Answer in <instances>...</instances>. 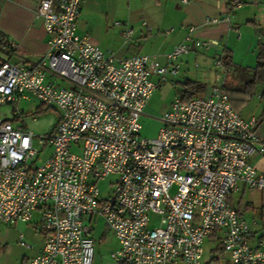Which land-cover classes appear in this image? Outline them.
Returning a JSON list of instances; mask_svg holds the SVG:
<instances>
[{
	"label": "built area",
	"instance_id": "built-area-1",
	"mask_svg": "<svg viewBox=\"0 0 264 264\" xmlns=\"http://www.w3.org/2000/svg\"><path fill=\"white\" fill-rule=\"evenodd\" d=\"M81 2L39 0L45 53L32 67L0 62V106L31 96L59 114L42 136L0 116V222H29L39 212L44 246L31 264H93L92 216H101L117 240L112 264H204V242L214 232L229 264H264V236L251 247L249 226L230 204L239 182L264 189V174L250 161L264 158V140L257 120L233 109L223 84L187 101L176 97L156 138L139 135L158 87L151 76L176 75L181 55L216 42L192 39L190 27L165 64L148 55L117 59L77 34ZM242 5L229 3L231 10ZM227 20L209 17L204 24ZM132 33L126 27L121 37L129 41ZM12 48L0 42V49ZM214 66L223 77L230 71L220 57ZM21 113L16 108L12 116ZM46 147L50 153L35 164ZM110 175L117 181L102 198L97 182ZM150 213L159 216L151 229ZM19 244L25 246L21 236Z\"/></svg>",
	"mask_w": 264,
	"mask_h": 264
},
{
	"label": "crops",
	"instance_id": "crops-1",
	"mask_svg": "<svg viewBox=\"0 0 264 264\" xmlns=\"http://www.w3.org/2000/svg\"><path fill=\"white\" fill-rule=\"evenodd\" d=\"M230 1L189 0L188 4L183 5L180 0H132L130 12L133 20L131 22H119L121 25H118L120 28L117 34L121 38V43L117 47L112 49L103 46L99 39L90 36L89 40L104 52L111 50L110 52L117 59L135 55H148L161 64H165L166 55L175 45L184 41L189 28L193 27L192 39L214 41L216 44L205 48H191L189 53L181 55L176 61L179 70L174 78L177 77L180 70L183 72L184 69L191 67V63L196 57L206 65H209L212 61L214 64V60L218 57L221 59L228 57L227 67L231 68V64L235 60L237 44L243 39H247L244 38V35L249 34L248 29L241 32V26H250L256 35L259 31L264 30V0H242L243 6L233 10L230 9ZM87 2L88 0H82L78 17L81 11L85 9ZM38 4L39 0H0V42L5 41L13 45V48L8 51L0 49V62L7 60L20 63L24 67H32L45 53L48 36L44 31L42 19L36 14ZM245 5H248V7H245ZM222 16L228 17V20L217 25L204 24L206 18ZM141 18V21L138 20ZM143 23H146V25L143 26ZM114 26L117 25L114 23ZM126 27H131L133 31L129 41H124L121 37V33ZM261 40L260 38L259 41ZM143 41L145 47L148 48L145 53L140 52L141 47L144 46H141L140 43ZM131 47L135 52L128 54ZM186 80L194 81L185 79L182 82H179V80L177 82L182 85ZM202 94H206V90ZM22 100L24 99H17L16 103L19 104ZM244 107L239 115L244 119L255 118L259 127V120L253 117L252 113H246V118L241 115L244 112ZM13 120L18 122L14 124L15 126L19 125L28 129H31L28 122H34V120L27 121V118L22 119L21 116L13 117ZM250 161L257 169V173L264 174V158L253 156ZM230 204L236 211L238 218L248 224L249 244L254 247L257 240L264 236V189H249L244 183L239 182L236 190L231 195ZM32 220L35 221L32 222ZM38 220L39 212H34L29 222H17L14 225L32 223V226H37ZM34 230L38 235L32 234L33 230L27 227V231L33 239L31 246L25 245L23 249H19V254L14 256L8 252L7 246L3 244L0 237V264H31V260L41 253L44 246V235L38 230V227H34ZM20 236L23 238L22 232L18 233V244ZM114 239L116 240L115 236ZM206 242L211 245V248H209L207 256H205L206 248H204L202 256L204 264H229L226 261V255L220 248L218 233H212L205 240L204 246ZM117 248L118 243L113 251ZM99 264H103V262ZM109 264H112V261Z\"/></svg>",
	"mask_w": 264,
	"mask_h": 264
},
{
	"label": "rangeland",
	"instance_id": "rangeland-1",
	"mask_svg": "<svg viewBox=\"0 0 264 264\" xmlns=\"http://www.w3.org/2000/svg\"><path fill=\"white\" fill-rule=\"evenodd\" d=\"M128 4L130 5L128 6ZM131 6L132 0H88L85 9L81 11L77 20V34L80 36L87 34L86 36L88 37L99 39L103 46L114 49L121 43V38L117 34L120 27L114 26V23L131 22V20H133L131 19ZM246 6L248 7V5H245V7ZM138 20L141 21L142 18ZM245 29L249 30L247 36L243 33L244 38L247 39H243L237 44L234 63L231 64V68H229L230 71L225 77H223V71L214 66L213 61L209 65H206L197 57L192 61L191 67L184 69L185 71L183 72L180 70L175 78L174 76L167 75L166 80L162 81L158 76H151V80L155 82L158 87L148 100L139 120L141 125L139 135L142 138H156L161 126L160 118L169 108L173 100L182 95V88L179 82L185 79H191L202 84L205 87L206 93L216 84H223L224 87L229 89L244 88V83L251 78L252 69L256 63L257 45L258 42H260L259 35H256L250 26L242 25L241 32ZM248 37L250 38L248 39ZM140 45H144L140 49L141 53L148 51L144 41L140 43ZM136 50L138 49L136 48ZM110 51L111 50H109V53H111ZM133 52H135V50L131 47L128 54H133ZM178 80L179 82H177ZM260 90L261 87L258 85L256 91L250 96L251 98L248 97L249 101H247V104H244V112L241 113V115L245 117L247 115L246 113H252L253 117L258 118L260 125L257 131L261 138H264V101H261L259 98ZM16 108L23 111V113H21L22 119L27 118V121L34 120L32 123L30 121L28 122L34 136H42L51 132L58 120V111L55 108L43 106L34 97H30L29 100H22L19 104L11 103L0 106L1 118L10 120L13 124H17L18 122L14 121L12 117V111ZM36 109H38L37 113H35ZM31 112H34V114ZM34 145L40 150L39 145ZM49 153V148L46 147L41 149L38 155L39 158L35 160V164H41ZM116 181L117 177L115 175H110L97 182V187L101 192L102 198H106L112 193ZM34 221L35 220H32V222ZM158 221L159 216L150 213L148 228L151 229L157 226ZM87 225L92 227L90 236L94 240L93 264H99L101 262H103V264H109L111 262L110 254L117 245L112 230L107 226L105 220L101 216H92L89 222H87ZM27 227L32 229V234H34V227L36 228L37 226H32V223H19L16 225L0 223V237L12 256L15 254L18 255L19 251L25 247L18 244V233L22 232L23 234V244L31 246V241H33V239H31L32 235L30 236ZM35 234H37V232ZM204 248H206L205 256H207L211 245L206 242Z\"/></svg>",
	"mask_w": 264,
	"mask_h": 264
},
{
	"label": "trees",
	"instance_id": "trees-1",
	"mask_svg": "<svg viewBox=\"0 0 264 264\" xmlns=\"http://www.w3.org/2000/svg\"><path fill=\"white\" fill-rule=\"evenodd\" d=\"M259 37L262 39L257 45L256 63L253 67L252 75L249 80L244 83L243 89H229L223 87L230 97V102L233 109L239 114L241 109L247 104L248 97L256 91L257 86L261 87L260 100L264 101V30L258 32ZM228 57L221 59L222 63L228 65ZM182 95L180 96L184 101H187L197 95H201L205 91V87L195 81L186 80L182 83ZM251 98V97H250ZM38 112L36 109L35 113ZM34 114V112H32Z\"/></svg>",
	"mask_w": 264,
	"mask_h": 264
}]
</instances>
